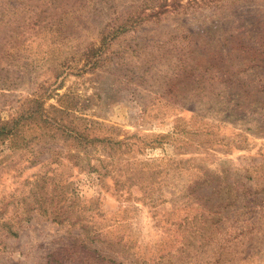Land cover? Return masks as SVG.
<instances>
[{
	"label": "rangeland",
	"instance_id": "1",
	"mask_svg": "<svg viewBox=\"0 0 264 264\" xmlns=\"http://www.w3.org/2000/svg\"><path fill=\"white\" fill-rule=\"evenodd\" d=\"M160 1L0 0V122L38 100L54 126L0 145V222L15 233L0 229V264H195L212 250L191 217L215 179L247 170L264 187V0H167L148 17ZM245 86L258 94L235 110ZM41 177L65 214L17 223Z\"/></svg>",
	"mask_w": 264,
	"mask_h": 264
},
{
	"label": "trees",
	"instance_id": "2",
	"mask_svg": "<svg viewBox=\"0 0 264 264\" xmlns=\"http://www.w3.org/2000/svg\"><path fill=\"white\" fill-rule=\"evenodd\" d=\"M166 2L167 0H161L160 3L153 6L148 17L158 19L161 14L169 11L165 8L167 6ZM178 4L179 0H171L170 2V6H173V8H176ZM142 20L143 18L139 14L137 17L121 24H116L115 33L121 34L132 30L140 25ZM261 63H264V61ZM260 65L257 68L264 69V65ZM219 79H223V77L220 76ZM223 81L228 86L234 85L229 76ZM258 85H260L259 81L254 83V86ZM242 94L245 95L242 97L240 94H230L233 96L231 101L235 104V110L243 99L249 102L252 101L258 91H255L252 96L249 92V86H245ZM261 99L264 98L261 97ZM257 101L258 99H255L254 103ZM39 102L38 100L31 101L33 106L30 109L25 107L15 117L0 122V145H10L14 148L22 145L25 149L29 145L22 136L26 129L34 126L37 129L43 128L50 131L54 127L53 124L48 122V118L45 116L47 111L44 112L40 108L41 104ZM239 108H242L241 105ZM85 138H81L78 145L86 147L89 142H86ZM43 143L46 144V142ZM73 143L72 145H75V142ZM247 173V170H245L243 178L239 176L238 179L233 178L229 172L222 174L221 177L215 179L217 184L213 187L211 195L202 198V203L200 200L196 202L201 212L199 216L194 215L191 219L192 221L198 220L201 228H195V232L201 238L202 250L208 252L207 250L211 249L212 253L205 257L204 261L202 259L204 255H196L198 257H194L195 262H197L195 264H228L235 261V258L238 259L237 262L241 263L251 260L252 256L264 253V224L262 225L261 221L264 218V205L261 208H255V200H252L254 196H263L256 201L264 204V187L259 191L255 189L252 192V188L248 184L252 177ZM211 182L212 179L206 180L202 184H208L209 186L212 185ZM65 202L66 200L63 201V198L59 195L49 194L48 179L41 177L31 185L28 195L18 200L13 211L14 219L17 223L28 222L32 214L37 211L42 215H50L55 221H60L65 214L63 209L65 208ZM0 229L8 234L15 235L10 222H0Z\"/></svg>",
	"mask_w": 264,
	"mask_h": 264
}]
</instances>
